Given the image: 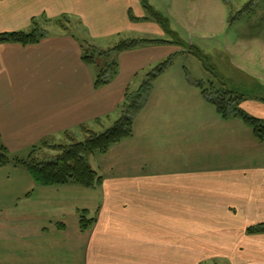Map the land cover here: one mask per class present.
<instances>
[{"label": "crops", "instance_id": "crops-1", "mask_svg": "<svg viewBox=\"0 0 264 264\" xmlns=\"http://www.w3.org/2000/svg\"><path fill=\"white\" fill-rule=\"evenodd\" d=\"M206 3L175 0L166 14L181 30L222 34L230 25L225 3L219 0V11L216 1L212 11ZM63 14L78 18L84 37L100 46L129 36L167 39L141 0H0V33ZM180 52L168 42L121 52L117 75L96 88V71L70 34L0 43L1 141L24 157L44 138L116 119L127 89ZM245 52L248 74L264 83V50ZM185 63L171 60L153 82L133 135L90 158L101 185L40 186L21 165L0 168V264H14L20 249L37 261L17 264H264V232L247 231L264 222V141L239 116L222 117ZM239 106L264 120L260 98L244 97ZM82 210L94 219L86 230Z\"/></svg>", "mask_w": 264, "mask_h": 264}, {"label": "trees", "instance_id": "trees-1", "mask_svg": "<svg viewBox=\"0 0 264 264\" xmlns=\"http://www.w3.org/2000/svg\"><path fill=\"white\" fill-rule=\"evenodd\" d=\"M222 1L229 8L230 24L240 19L245 13H250L252 11L249 9L250 5L247 3L243 9L235 14L230 1ZM141 2L148 15L147 18L157 22L164 33L172 36L173 39L121 37L114 45L103 48L97 46L96 43L89 40L87 37L79 38L69 25L74 17L63 14L59 17H48L43 15L38 18H33L32 25L34 28L29 32L25 30L1 32L0 43L14 42L23 45L35 44L51 35L49 30L41 26L42 21L53 24L54 26H59L65 33L78 39L83 60L89 65H92L96 71L95 86L99 88L109 84L117 75V55L121 52L131 50L141 45L163 44L167 42L181 47L184 46L182 43L184 41L181 40L177 33L170 27V18L157 10L148 0H141ZM77 22L82 26L80 20H77ZM195 54L204 62L205 67L214 73V67L209 61L211 58L201 50H198V52L196 51ZM170 63L171 58H168L153 68V70L149 71L146 79L137 90L130 91L127 89L124 101L118 108L119 116L105 131L97 132L88 129L86 124H82L77 127L80 128V130H86V135L81 140L67 145H51V137H47L41 142L33 145L28 157L25 158L12 154L3 144L0 137V168L8 164L21 165L28 170L35 183L40 186L78 185L86 188H95L101 185L102 176L92 167L90 157L106 153L110 147L133 135L135 114L142 107L153 82L166 68H168ZM213 83L214 81H211V84ZM251 88L257 91H264V85L260 83L255 84ZM201 92L203 96L216 107L222 117L230 118L232 116H239L252 128L255 137L259 141H264V120L246 113L239 106L240 99L244 98L246 94L236 93L234 90H226L221 92V95L214 97L213 95L207 94L202 87ZM227 95H230V98L227 97ZM231 95L234 97L231 98ZM260 99L264 101V97ZM102 123H104V120L101 118L95 120V124L103 128L104 126ZM67 131H64V133L66 134ZM47 149L56 150L57 153H48L46 152ZM85 212L86 210H84L79 218L81 230H86L94 220L93 218L87 219ZM247 231L250 233L264 232V222L248 226Z\"/></svg>", "mask_w": 264, "mask_h": 264}, {"label": "rangeland", "instance_id": "rangeland-1", "mask_svg": "<svg viewBox=\"0 0 264 264\" xmlns=\"http://www.w3.org/2000/svg\"><path fill=\"white\" fill-rule=\"evenodd\" d=\"M148 1L149 3L151 2L150 4L153 3L155 5V8L166 16H168L166 14L168 8L169 7L174 8L175 5V0H148ZM187 1L189 3V0ZM214 1L217 2V4L215 3L217 7L219 4V0H214ZM229 1L233 6V12L235 14L239 10L243 9L247 3L250 5L249 9L252 11L250 13L249 12L245 13L240 19L230 24L222 34H218L217 33L218 31H211V30L210 31L199 30V29L191 30V26H184L182 27L181 30V27L178 26L179 20L176 21L175 18H171L170 27L173 31L177 33L178 37L184 41L182 42L184 46L181 47L175 44L176 46L182 49V52H180V54L174 55V57L170 56L169 58H171V60L174 59V61H178V59H181L182 61L186 62L185 67L187 69L188 74L192 76L191 78L193 80L196 79L199 80L200 86L209 95H213L214 97H216L221 95V92L223 91L234 90L236 91V93L238 92V93L246 94L245 97L253 96L256 98H262L264 97L263 90L257 91L256 89L251 88L256 83H260V82L256 80L254 77H252V75L248 74L247 72L248 67L246 65L245 49L249 45H251L255 48V53L259 49L264 50V39L262 38L264 36V0H229ZM203 2L205 3V0H203ZM206 5H209V9L211 11L212 9H215V5L211 4L210 0H207ZM220 5L223 8L224 11L223 18L225 19L227 17V12L230 13V11L227 10L228 8H226L225 4H220ZM219 9L220 8L217 7V11H219ZM188 14L190 15L189 12ZM77 20L79 21V19L76 17L72 18V22L69 25L72 27V31H75V34L79 38H81L84 37L85 34L83 28L79 25ZM41 26L44 27V29L49 30L50 34L65 33V31L61 27L54 26L53 24H49L47 22L42 21ZM32 28H34L33 25H31L25 31L29 32L32 30ZM131 37L140 38V36L139 37L131 36ZM165 37L167 39H173V37L168 34H165ZM88 39L93 41L91 38ZM118 41L119 39L106 43L104 46H100L98 44L97 46L107 48L109 46L114 45ZM225 46L228 48L229 52L225 50ZM219 49H223L224 51H226V53L222 52ZM198 50L203 51L204 54L208 55L211 58L209 59V61L214 67L213 68L214 73L208 70L205 67L204 62L196 56L195 53L196 51L198 52ZM211 81H214V83L211 84ZM261 84L264 85L263 82ZM227 97L230 98V95H227ZM233 97L234 96L231 95V98ZM114 120L115 119L113 118H111V120H104V123H102V125L104 126L103 128L98 124H92V125L87 124V127L88 129H92L97 132L99 131L102 132L105 131L109 126H111V123ZM67 133L66 134L61 133L60 135L51 137L50 138L51 145H60V144L67 145L72 142L79 141L82 138H84V136L86 135V130L85 129L80 130V128H75L68 130ZM46 152L51 154L57 153V151L53 149H47ZM28 154L29 153L24 154V157L23 155L21 157L22 158L28 157ZM72 206L73 204L69 203V208H67V210H69L68 214L73 212L74 208H71ZM81 212H82L81 214H83L84 211L82 210ZM85 215L87 219H90L89 217L90 215H88V213H86ZM24 227L25 229H27L26 231L30 230L34 232L36 230L34 226L30 227L29 225L28 226L24 225ZM2 243L5 242L0 241V245ZM19 243L20 241L15 242L12 245L13 247L14 246L16 247L17 245L22 247L23 244H19ZM35 244L39 245L40 242H37ZM26 254L29 255L28 252H24L23 250L20 249L9 260L13 259L14 264H17L18 262H22L25 260L37 261L36 260L37 258L34 257L26 258V256H28ZM33 254L36 253L34 252ZM74 260L76 259H72V261ZM76 264H81V262L78 261ZM203 264H209V263H203Z\"/></svg>", "mask_w": 264, "mask_h": 264}]
</instances>
